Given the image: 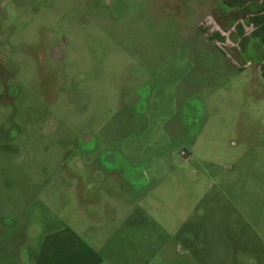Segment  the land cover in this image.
Here are the masks:
<instances>
[{
    "label": "rangeland",
    "instance_id": "374dc122",
    "mask_svg": "<svg viewBox=\"0 0 264 264\" xmlns=\"http://www.w3.org/2000/svg\"><path fill=\"white\" fill-rule=\"evenodd\" d=\"M222 1L0 0V264H264V75Z\"/></svg>",
    "mask_w": 264,
    "mask_h": 264
},
{
    "label": "crops",
    "instance_id": "0c3cea01",
    "mask_svg": "<svg viewBox=\"0 0 264 264\" xmlns=\"http://www.w3.org/2000/svg\"><path fill=\"white\" fill-rule=\"evenodd\" d=\"M221 3H224L223 6L227 9L235 10V18L231 23L226 19L222 22L219 21V19H221L220 17H217L218 19H211L217 24V26H219L221 32L224 33H214L219 34V36H222L224 39V42L221 45L226 47L228 46L232 51V56H229L231 65H235L239 69H244L250 65L256 66V69L260 70L262 75H264V0H226ZM237 11H240L241 13ZM247 19L251 21L250 25L247 23ZM209 24H212V22L210 21ZM227 26H230L229 31H226ZM225 32L229 33L228 35L230 38L233 37V39H230V45L228 43V37L224 38L226 36ZM255 55H259L258 59L254 58ZM255 60L258 63L255 62ZM108 183L116 186L114 189L116 194L125 196L124 200L127 205L124 203V205L115 206L113 202H111L113 204L112 208H109L106 212L104 211V208L99 210V213L102 212L101 220L104 221L105 217H107V221L111 222L112 220L118 229H121V227L124 229V225L128 224L125 219V215L130 211L128 203L132 196L131 190H128L131 187L129 185L130 181L117 176L108 178ZM125 185L129 186L126 187ZM131 188L134 189L136 195L139 194L136 196V198L139 199L137 204L142 205V200L145 202L147 198L145 195L146 189L144 188L143 191H137L135 188ZM139 210H141V206H139ZM106 213H109L110 219ZM111 214L115 216V218H111ZM146 217L147 213L143 216L142 220ZM79 219L80 217L77 216L75 220ZM66 245L61 244L60 247H64ZM99 259L100 257L98 254L91 248L90 251H85L84 249L78 250L77 248H74L72 251H61L59 262L60 264H81L82 262L97 264ZM56 260L58 261V259Z\"/></svg>",
    "mask_w": 264,
    "mask_h": 264
},
{
    "label": "built area",
    "instance_id": "2783aa9c",
    "mask_svg": "<svg viewBox=\"0 0 264 264\" xmlns=\"http://www.w3.org/2000/svg\"><path fill=\"white\" fill-rule=\"evenodd\" d=\"M184 154H185V153H184ZM184 154H183V155H184Z\"/></svg>",
    "mask_w": 264,
    "mask_h": 264
}]
</instances>
